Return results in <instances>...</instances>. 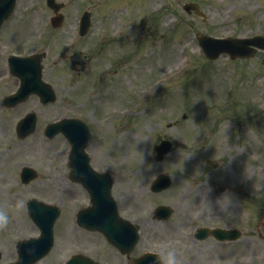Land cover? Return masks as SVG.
<instances>
[{
  "label": "rangeland",
  "instance_id": "rangeland-1",
  "mask_svg": "<svg viewBox=\"0 0 264 264\" xmlns=\"http://www.w3.org/2000/svg\"><path fill=\"white\" fill-rule=\"evenodd\" d=\"M56 1L66 4L61 12L65 22L53 34L49 32L51 28L48 22L54 14L44 0H18L15 13L9 18L2 37V45L13 47L12 52H27L35 49L44 38L42 44L49 48L50 55L60 53L64 58L51 71L57 72L60 68L70 74L82 71L79 80H84L82 75H87L90 67H95L92 62L97 61L98 47L102 46L98 70L109 71L105 76L107 84L88 86L70 80L59 85L58 93L62 101L69 99L68 96L75 92L74 86L79 90V100L82 103L79 114L91 120L97 131L90 146L93 164L99 170L113 169L118 175L115 193L125 194L131 200L140 196L149 209L156 204L180 200L190 189L195 194L204 189L207 198L211 201L215 198L218 200L217 205H209V212L218 211L224 205L231 209L238 202L244 207L248 194L256 193L254 197L257 202L253 203L252 208L257 211V227L253 230L251 227L249 232L251 237L255 236L256 245L249 250L226 251L224 255L228 259L224 258V264L227 261L235 264L233 258L237 257L241 258V264H264V53L243 61L232 62L226 56L217 61H207L196 39L198 33L215 37L264 34V0H105V5L116 4L112 9L115 6H126L112 13V20L107 18V22L110 21L107 25L111 30L128 25L124 29V36L117 43H100L99 40L94 42L92 38L97 37L90 36V40L88 38L87 43L80 42L75 51L67 50L65 45L75 29L78 15L84 11H93L97 18L103 17L104 1ZM185 3H197L206 14L207 21L203 22L194 15L187 16L181 8ZM108 12L106 11L107 15L111 14V11ZM103 21V25L100 24L97 28L95 26L94 31L104 30L106 22ZM21 29H26L27 35H19ZM132 42L140 43L138 54L141 57L145 55L144 61L135 66H124L123 61L115 63L114 59H122L124 52H131ZM93 44L98 49L95 52L91 49ZM132 53L136 54L137 49L134 48ZM102 56L109 60L101 61ZM130 62H136V57L133 56ZM122 66L129 67L130 71L124 72ZM114 70L120 72L112 74ZM74 76L78 75L74 73ZM156 79H160L158 84ZM120 80L127 87L113 92L114 84ZM104 88L113 92L107 101L101 100L100 91ZM128 91L131 95L144 97L141 100L145 101H136L132 113L136 117L121 120V126L116 115L112 117L108 115V111L111 107L123 108L128 100ZM250 98L254 108L249 102ZM154 100L162 102L163 106L158 103L151 106ZM244 101L249 103L245 104ZM159 107L162 110L159 111ZM56 109L57 106H50L48 110H44L43 115L40 113V125L46 120H54L58 116L54 114ZM19 110L20 112L8 113V122H0V146L3 150H12L3 151L5 155L0 161V211L9 216L7 228L0 230V249L4 255L0 264L15 259L17 240L26 235L37 234V228L24 208L25 200L31 196H39L47 201H57V186L62 173L60 165L69 150L67 141L61 138L48 146L43 145L38 156L41 154L45 159L42 167L45 183L42 185L46 191L42 195L38 194V183L20 187L16 180L17 169L23 160L26 161L27 155L31 154L28 150L34 142L40 141V136L28 139L25 143L13 139L14 122L23 112L22 109ZM141 111L144 114L137 116ZM7 136L16 144L5 146L3 138ZM125 137L127 142L121 139ZM162 139L171 140L173 147L171 153L159 163L153 147ZM229 154L236 163L232 170ZM11 155L13 159L9 160ZM208 158L220 163L218 170L210 167L208 169L211 172L205 170ZM27 162L29 160L25 163ZM140 169L142 171L136 175ZM197 169L202 170L201 177ZM160 173L171 174L175 188L161 195H153L148 187ZM202 182L207 183L204 185ZM224 184L228 186L223 190L219 189ZM196 189L198 191L195 192ZM225 196L230 198L224 200ZM21 204L23 207H20ZM237 208L242 211L241 214L247 211L246 208ZM64 225L66 232L64 229L59 232L58 243L51 257L53 259L42 264H60L63 256L72 250L68 248L62 254L63 251L59 248L61 232L62 242L67 237L69 242L78 241L79 245L75 248L81 252L94 253L89 240L100 241L98 235L81 234V239L80 236L73 239L67 234L71 226L68 222ZM100 255L97 253L94 257ZM180 258L184 264H190L189 254L184 253Z\"/></svg>",
  "mask_w": 264,
  "mask_h": 264
},
{
  "label": "clouds",
  "instance_id": "clouds-1",
  "mask_svg": "<svg viewBox=\"0 0 264 264\" xmlns=\"http://www.w3.org/2000/svg\"><path fill=\"white\" fill-rule=\"evenodd\" d=\"M229 198V196H225L223 199L228 200ZM20 207H23V205L21 204ZM8 224L9 216L5 212L0 211V230L7 228ZM156 264H179V261L177 260L175 251H168L156 257Z\"/></svg>",
  "mask_w": 264,
  "mask_h": 264
},
{
  "label": "water",
  "instance_id": "water-1",
  "mask_svg": "<svg viewBox=\"0 0 264 264\" xmlns=\"http://www.w3.org/2000/svg\"><path fill=\"white\" fill-rule=\"evenodd\" d=\"M201 43L204 46L206 53L209 57H214L215 55H217L220 52V45H216L214 42H211L209 40H204L203 38L201 39ZM20 256L21 259L23 258V255L21 254L20 251Z\"/></svg>",
  "mask_w": 264,
  "mask_h": 264
}]
</instances>
